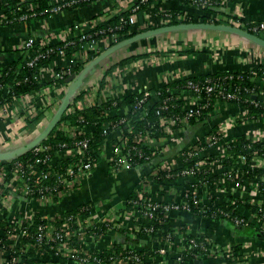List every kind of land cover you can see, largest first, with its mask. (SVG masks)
<instances>
[{
  "label": "crops",
  "instance_id": "1",
  "mask_svg": "<svg viewBox=\"0 0 264 264\" xmlns=\"http://www.w3.org/2000/svg\"><path fill=\"white\" fill-rule=\"evenodd\" d=\"M65 0H49L50 4H58ZM139 0H97L90 5L76 9H63L46 18L24 20L10 25H0V75L10 64L22 56V46L30 36L43 45L53 46L79 36L77 24L91 30L120 12L129 11ZM33 1L30 6H33ZM179 11L185 16H199L200 9L184 4L179 0H157L149 4L143 11L135 13L136 20L132 31L136 35L157 31L146 38H141L111 54L96 65L93 72H88L86 85L78 90L83 91L79 99L91 106L107 99V84L118 98L124 99L131 94L155 91L163 85L176 82L187 77H200L222 71H250L253 67L264 66V46H261L241 35L214 29H178L165 30L171 21L166 14ZM214 19H224L227 22L237 21L238 26L243 22L264 23V0H231L224 2L221 12ZM208 23V22H207ZM178 25V24H177ZM229 25V24H228ZM164 27V28H163ZM237 27V26H236ZM133 36V37H134ZM102 45L105 43L101 41ZM121 43V42H120ZM118 44V43H117ZM116 45V44H115ZM114 46V45H113ZM99 56V55H98ZM98 56H89L83 61L90 64ZM69 57L54 55L38 75L48 86L39 88L28 96L13 98V102L0 100V161L14 157L16 152L27 147L38 139L58 114L71 82H59L55 78L56 69L66 70L70 66ZM77 76V75H76ZM110 80V82H109ZM177 89H175L176 91ZM77 92V91H76ZM181 99L186 98L185 107L189 108V90L178 92ZM264 101V86L258 95ZM38 107L43 110L39 122L28 124V112ZM68 107L65 109V113ZM130 105H125L118 112L128 115ZM241 108L217 107L202 122L183 124L180 128H166V133L149 139L147 144L157 153L150 162L139 168L124 169L115 172L111 165L114 146L123 136L122 130L111 132L103 141L101 157L97 160L90 178L82 181L78 188L66 192L57 202L39 204L25 197L8 195L12 207L10 217L17 218L23 214L42 213L45 217L64 215L65 213L85 203L94 205L93 217L99 223L106 218L121 219L123 224L130 223L134 213L125 208L128 197L143 189V180L160 169H179L184 166L183 152L196 146L204 138L217 131L223 134V139L209 146L197 155L200 159L211 161L215 156L223 154V145L236 137L245 135L251 141L264 142V119L253 122H238ZM32 118V117H31ZM55 126H58V122ZM47 135L40 141L43 142ZM39 142V143H40ZM30 149V148H29ZM209 158V159H208ZM63 159L55 154L52 162L56 164ZM226 169L213 171L209 177L214 178V185L206 182L197 193L203 201L215 198L216 202L240 203L236 208L254 220L250 209L241 205L245 198L250 203L260 202L264 196L257 189V184L264 179L257 175L250 181V191H240L232 181L225 176ZM193 178H177L168 183L165 188H157L154 184L150 197L166 202L181 200L183 194L191 189ZM164 190V194L159 193ZM10 191V190H9ZM9 193V192H8ZM7 193V194H8ZM234 207V205H233ZM260 223V222H259ZM259 223L253 224L256 235L235 226L228 220H217L207 216H194L186 211H173L168 216V228L175 234V239L167 245L166 253L156 256L158 261L172 263L181 254L191 236H202L207 240L212 255H204L193 261V264H223L225 258L217 252L233 249L240 245L235 263L264 264V232L260 231ZM167 229L157 234L136 232L122 234L117 229H111L103 237L92 238L90 233H83L81 241L86 249L103 250L107 246L123 241L127 247L137 249L157 248L164 243ZM258 235V236H257ZM216 255V256H215ZM46 262L56 264H79L65 258L45 254L40 257ZM60 259V261H59ZM58 260V261H57Z\"/></svg>",
  "mask_w": 264,
  "mask_h": 264
},
{
  "label": "built area",
  "instance_id": "2",
  "mask_svg": "<svg viewBox=\"0 0 264 264\" xmlns=\"http://www.w3.org/2000/svg\"><path fill=\"white\" fill-rule=\"evenodd\" d=\"M141 3H145L148 0H140ZM189 1V5L195 6L198 9L204 10L205 8L216 9L217 0H185ZM62 1L61 3H63ZM222 5L227 0L221 1ZM60 4V3H58ZM221 5V7H222ZM33 8L32 6H30ZM140 8L139 4H135L131 9L133 12L137 11ZM62 10V5H57L54 7V12H60ZM2 10H0V13ZM167 18H172L170 13L166 14ZM213 17V16H212ZM136 16L135 14H131L129 17V22L133 26L135 24ZM77 30L79 31V36L81 39L86 38L87 40L81 44L80 57L84 60L89 56H98L106 51L108 48L117 44V36L115 34H108L107 36L103 35L102 38L97 39L94 38V35L89 33L91 30L95 29H85L82 25H76ZM262 29L264 27L262 26ZM98 31V30H97ZM97 33L104 34V31L99 30ZM105 43L102 45V42ZM54 46V45H53ZM34 47H37L38 52L34 54L31 50ZM45 48L44 51L40 49ZM22 51L25 52V56L30 58L28 61L29 66L36 65L37 61L40 58H46L53 53L56 52L55 55H63L64 50L59 49L55 51L52 46L43 45L41 42H37L36 38L30 36L26 39L22 46ZM40 51V52H39ZM87 65V64H86ZM71 74L70 71L64 70L62 72L56 73L55 78L59 82H64V87L66 84L65 75ZM71 76V75H70ZM187 77L186 79H189ZM84 80V84L86 85V80ZM110 82V80H109ZM89 81L87 82L86 87L88 86ZM12 84V83H11ZM82 85V87L84 86ZM81 87V88H82ZM10 84L6 86V92L9 91ZM113 87H110L107 84V99L105 101L99 102L98 104H102L108 100H113L114 103L117 102L118 95L112 90ZM188 88L190 93L191 101L189 108L185 107L186 116L181 120L178 116H174L171 119H166L165 117L161 118V125H165L166 128H174V124L178 121L184 122V124L189 123L191 117L195 115H199L202 109L207 108L209 105L211 98L210 95H215V106L219 105L217 103L220 97L222 98H234L238 99L236 93L228 92L226 84L224 82H213L212 79L208 78L205 81L204 85H200L193 80H188ZM173 92V93H172ZM172 94H175L176 91H172ZM204 92L206 93L204 95ZM14 93V92H13ZM83 91L77 90V92L71 97L68 105L67 112H71L74 114L77 110H81L86 107H90L89 104H84L81 99H79V95H82ZM178 94V93H177ZM14 99H17L18 96L13 95ZM177 98L181 97L179 94ZM148 97H141L136 106V118H144L148 116V108L146 106V101ZM186 100V98H185ZM168 100H165L162 105V109H168ZM97 105V104H96ZM219 107V106H218ZM241 108V107H239ZM115 112V111H113ZM112 112V113H113ZM110 113V115H113ZM247 113L244 109L241 108V117L238 122L243 121ZM125 116V115H123ZM79 120H82L79 117ZM134 120V119H133ZM133 120H127L126 118L120 119V124H126V128H119L117 130H122L123 136L117 142L113 149V158L111 160L112 168L115 172L124 170V169H132L139 168L134 165L131 160V151L135 148V146L128 145V139L125 138L126 132H131L133 127ZM243 123V122H241ZM58 129L65 132L68 137L74 140L72 146L69 147L67 143L62 145V148L69 147V150L63 151L61 149L59 154L62 158H70L74 159L68 165L65 171H61L57 169V163L54 164L52 162V157L46 156L44 158L36 157L33 160H23L20 156H15L11 158H6L0 161V224H4L3 227H0V264H27L25 259L22 257L23 253L29 252L30 249H33L37 253L38 259L45 254L57 256L60 258H65L69 260H73L75 262H80V264H102L103 258H100L99 253L106 252L108 249H112V253L109 255L108 263L115 264H193L188 256H191L188 252V244L190 243L193 255L197 258L204 255L211 256V249L207 240L202 236H191L189 237V242L184 247L181 254L177 256L176 259L171 263H163L162 261H158L156 256L163 255L166 253L167 245L172 243L173 234L168 232L166 236L163 238L164 243L157 248L148 249L144 254H141L142 250L132 247H127L123 244V251L117 252L115 249V244L111 246H107L103 250L99 249H86L84 248L81 235L85 232L90 233L89 230H93L94 228H98L101 224H106L111 229H127L135 231L136 233H149V234H157L159 231L155 233V227L153 220L159 219V215L163 217L169 216V214L173 211L181 212L186 211L191 213V205L189 204L190 194L189 191H193L194 193V204L195 207H199L203 213H207L209 211L210 200L203 201L200 198V195L197 193L196 182L197 180L194 176L199 172L201 167H208L210 172L219 171L220 169H226L225 176L229 181H232L235 186L240 191H250L251 184L250 179L248 183H243V174L245 170L248 169H261L264 171V155L258 152L256 145H251L249 147V151H251L253 155L252 164H246V157L243 152L238 153L235 161L232 165H225L221 157H225V155L233 156V152L230 150L229 143H225L223 145V154L215 156L211 161H207V159H200L197 157L198 153L203 149L217 145L222 139L223 134L221 132L216 131L215 133L209 134L206 138H204L201 142H199L196 146L188 148L183 152V156L186 158L193 159L197 163L189 167H182V170L179 173H173L171 169H160L152 174H159L161 171H168L167 178H193V183L191 185V189L186 191L181 200H174L170 202L152 199L150 197L152 186H154V182L148 178V176L143 180V189L137 191V198L127 199L125 203V208L130 213H134V218L129 220L130 223L123 224V221L120 219H111L106 218L99 221L95 220L92 213L94 209V205L89 203L88 206L83 207L81 212L75 215H64L54 216V217H45L42 213L36 212L39 214L40 219L44 223H40L38 225L36 233L30 234L29 227L33 226L36 222V214H23L19 215L17 218H11L12 207L8 202V195H12L13 197H25L27 200L32 202H38L39 204H49L57 202L66 192L71 189L78 188L82 181L86 178H90L93 174V168L95 164L93 161L92 154L90 152L91 148V136L89 133L92 132L93 126H80L76 124H72L69 119L63 120L58 123ZM116 131V130H114ZM113 131V132H114ZM110 135V133H109ZM107 135V137L109 136ZM106 137V138H107ZM149 139L145 136H140L136 139L137 142H147ZM264 143L262 141H255ZM40 142L38 145L33 147L34 153L48 152L51 149L50 145H42ZM209 159V158H208ZM150 162V161H149ZM148 163V162H147ZM5 164H10L12 166L11 170H8ZM45 165L46 168H40L39 165ZM176 170V169H175ZM209 172V173H210ZM241 173V178L239 176ZM209 177V176H208ZM201 182H204L203 185L208 182L207 178L202 179ZM166 185L161 183L157 186V188H165ZM257 189L260 190L261 194L264 196V179L261 180V183L257 184ZM10 190V191H9ZM9 192V193H8ZM8 193V194H7ZM244 201V202H242ZM248 201L243 198L241 200V205ZM249 202V201H248ZM240 203L233 202L234 209L238 207ZM250 210L252 215H255L254 220H250L254 223H259L260 231L264 232V198L255 203L252 201ZM257 205L258 210L254 211L253 206ZM245 206V205H244ZM247 207V206H246ZM248 210V207H247ZM238 211V210H237ZM239 212V211H238ZM242 213V212H241ZM227 215V213H225ZM211 218V217H210ZM59 220L61 224L55 223L56 220ZM214 219V218H213ZM163 223V219H161ZM235 226L245 227L248 225V217L242 213L241 218H234ZM109 230V231H110ZM162 231V230H161ZM92 238H100L103 235L96 236L95 233H90ZM26 236L27 239H24ZM28 236V237H27ZM203 238V241H198L196 238ZM29 238H34V242H31ZM118 244V242H117ZM94 250V252H93ZM198 251L201 254H198ZM97 251V252H95ZM225 252L232 253V250H226L222 252H217V255H221L222 259ZM216 256V255H215ZM234 264L237 261L236 257H232ZM45 264H56L52 261L46 262ZM107 264V263H105ZM205 264V263H201ZM223 264H229L226 262V259ZM237 264V263H235ZM239 264V263H238ZM246 264V263H240Z\"/></svg>",
  "mask_w": 264,
  "mask_h": 264
},
{
  "label": "trees",
  "instance_id": "3",
  "mask_svg": "<svg viewBox=\"0 0 264 264\" xmlns=\"http://www.w3.org/2000/svg\"><path fill=\"white\" fill-rule=\"evenodd\" d=\"M33 1V8L30 7V3ZM97 0H65L63 3L60 4H50L49 0H0V10L2 12L0 13V25H10L13 23H17L24 20H30L35 18H46L49 17L54 12V7L57 5H62L63 9H76L78 7H83L85 5H90L93 2ZM157 0H148L145 3H141L139 0L137 4L140 5V8L133 12L132 10L120 12L110 18L106 23L98 25L95 29L91 30L89 33L94 35V38L100 39L103 35L107 36L108 34H115L117 36V43L123 42L129 38H132L136 32L132 31V25L129 22V17L131 14H135L138 12L143 11L149 4H152L156 2ZM184 4H189V1L185 0H179ZM222 0H217V7L216 9L212 8H205L204 10L200 9L201 14L199 16H185L184 19H181L182 14L179 11H172L170 14L172 15L171 21L168 25H177V24H189V23H216V24H229L232 26L240 27L248 32H251L252 34H255L261 38H264V29H262V26L264 27V23L262 22H243L241 21V24L238 26L237 21L231 20L230 22H227L224 19H214L212 16H215V14H219L221 12V2ZM231 1V0H227ZM164 28V27H163ZM99 30L104 31V34L97 33ZM81 36H77L75 38H72L70 40L64 41L60 44L52 46L55 51L59 49L64 50V55L69 57L70 59V66L66 69L71 72V74L65 75L66 79L73 74H76L77 76L80 75L83 70L87 67L86 62L83 61V59L80 57V50H81V44L85 42L87 39H81ZM22 50V49H21ZM31 50L35 53L38 52L37 47H34ZM41 51H44L45 48L40 49ZM40 52V51H39ZM22 56L12 64L8 66V68L0 75V100L5 99V101L13 102V95H16L18 97L28 96L34 91H36L39 88H43L48 86V83H43L39 78L38 75L41 72V69L48 64L52 57L56 54L53 53V55L46 57V58H40L36 65L29 66L28 61L30 58L25 56V52L22 51ZM64 69H56V73L62 72ZM210 78L213 80V82H224L226 84V87L228 89V92L236 93L238 96V99L234 98H222L220 97L217 101L219 102V107L223 108H231V107H241L244 109V111L247 113L243 121L240 122H253L257 121L259 119H264V101H260L258 98L259 93L261 92V89L264 86V66H256L253 67L250 71H220L213 74H207L200 77H190L189 79H181L173 83H169L166 85L161 86L160 88L156 89L155 91H146L141 92L137 94H131L124 99H118L116 103H114L113 100H108L102 104L93 105L90 107L83 108L81 110H77L72 114L71 112H63L58 119V123L69 119L72 124L80 125V126H93L92 132L89 133V136H91V148L90 152L92 154V157L94 159V163L97 162V160L101 157L102 153V147H103V141L106 139L107 135L109 133L113 132L114 130H117L119 128L125 129L126 124H120L119 121L122 118H126L127 120H133V127L131 132H126L125 138L128 139V145L129 146H135L134 149L131 151L130 160L131 162L141 167L142 165L146 164L150 160H152L154 157H156L157 153L151 149V147L147 144V142H137L136 139L140 136H145L148 139L156 138L159 135H163L166 133V126L161 125V118L165 117L166 119H171L174 116H178L181 120H184L183 118L186 116L185 111V99L177 98V93L179 91H185L189 90L188 88V80H193L194 82L199 83L201 86L205 84V81ZM12 83V84H11ZM10 84L9 91L6 92V86ZM175 94H172L173 90L175 91ZM14 92V93H13ZM172 92V93H171ZM206 93L204 92V95ZM147 96L148 99L146 101V106L148 108V116L144 118H136V109L135 106L138 102V100L143 97ZM215 95H210L211 101L207 108L202 109L201 113L199 115H195L190 118L189 123L191 124H197L202 122L207 117H210V113L213 112V110L216 108L215 106ZM165 100H168V109H162L163 102ZM70 101V100H69ZM65 105L63 102L61 108ZM69 105V103H68ZM67 105V107H68ZM125 105H130L131 111L128 115H120L119 113L110 115L113 111L118 112L122 107ZM217 106V107H218ZM60 108V110H61ZM35 116L32 115L31 110L28 112L27 115L28 118L26 120L28 121V124L34 125L35 123L39 122L43 115V110L39 109L38 107H34L33 109ZM32 117V118H31ZM79 117L82 118V120H79ZM184 122L178 121L174 124V129L180 128ZM217 131V128L215 127L213 129L212 133H215ZM64 143H67L70 146L73 145L74 140L65 134V132L58 129L57 126H54L51 131L47 134V137L44 139V141L41 143L42 145H50L51 149L48 152H41V153H34L33 148H30L26 150L23 153H20L19 151L16 152L18 156L21 157L23 160H33L36 157L44 158L46 156H54L55 154L59 153L61 149L63 151H68L69 147L62 148V145ZM251 145H256L258 152L262 153L264 155V143L260 142H253L247 136L242 135L239 137H236L233 139L230 143V150L233 152V156L225 155V157H221L223 160V163L225 165H232L235 161V158L237 157L238 153L243 152L246 157V164L251 165L253 155L251 151H249V147ZM17 156V155H16ZM15 157V156H14ZM215 158V157H214ZM213 158V159H214ZM76 159V158H74ZM70 158H63L60 159L57 162V169L61 171H65L68 165L71 163L72 160ZM184 159V167L191 168L194 166L197 162L193 159L186 158V156H183ZM8 170H11L12 166L10 164H5ZM40 168H46L45 165H39ZM182 170V168L173 170V173H179ZM209 168L201 167L199 169V172L194 176V178L197 180L196 188H200L203 186L204 182H201L202 179L207 178L210 186L214 185L215 179L208 177L209 176ZM168 171H161L159 174H150L148 175V178L152 180V182L156 184L164 183V185H167L170 182H173V180L177 179L174 178H167ZM262 175L264 177V171L261 169H246L243 174V183H248L250 179H254L257 175ZM239 176L241 178V173H239ZM159 193L164 194V190L160 191ZM194 192L189 191L190 199L189 204L191 205V213L194 216H207L211 217L217 220H228L232 224H234V218H241L242 213L234 209L233 205L230 202H216L215 198L211 199L210 205H209V211L207 213H203L199 207H195L194 204ZM137 198V192L132 193L128 199H134ZM243 200V199H241ZM239 200V201H241ZM244 202V201H242ZM89 203L82 204L81 206L67 212V215H75L81 210H83V207L88 206ZM245 206H247L249 209L251 207L250 202L246 201L244 203ZM253 210H258V206H253ZM227 213V215L225 214ZM36 222L33 226L29 227V233L33 234L36 233L38 225L42 222L40 219L39 214H36ZM161 219H163V223L161 222ZM154 227H155V233L157 231L165 230L168 228V217H163L159 215V219L153 220ZM57 224H61V222L57 219ZM4 224H0V227H3ZM235 225V224H234ZM239 228H242L243 230L248 231V233L252 235L258 234V232L253 231V224L252 221L248 218V225L245 227L238 226ZM110 230V227H108L106 224H101L100 227L94 228L93 230H89L90 233H95L96 236L103 235L105 233H108ZM168 232L172 233L174 236L171 240L175 239V234L171 229H167ZM122 234L127 233H133L135 231L127 230L124 228L118 229ZM142 233H137V235H140ZM167 233L164 234V237ZM258 236V235H257ZM28 237V236H27ZM194 237V236H193ZM24 239H27L26 236ZM31 242H34V238H29ZM198 241H203V238L197 237ZM189 242V240H188ZM123 245L122 242H118V244H115V249L117 252L123 251ZM241 247L240 245L233 246L232 253L225 252L224 258L226 259V262L231 264L233 262L232 257H237V253L240 251ZM147 250L144 249L141 254H144ZM94 252V250H93ZM97 252V251H95ZM188 252L192 256L193 261L196 259L193 255L192 248L190 243L188 244ZM198 254L201 252L198 251ZM112 253L111 250H107L106 252L99 253L100 258H103L102 264H112L108 263L109 255ZM37 253L30 249L29 252L23 253L22 257L25 259V262L27 264H45L46 261L38 259ZM60 258V257H58ZM58 261V260H57ZM60 261V259H59ZM78 262V261H77ZM24 262H21L23 264ZM80 264V262H78ZM115 264V263H113ZM131 264H134L132 262Z\"/></svg>",
  "mask_w": 264,
  "mask_h": 264
},
{
  "label": "water",
  "instance_id": "4",
  "mask_svg": "<svg viewBox=\"0 0 264 264\" xmlns=\"http://www.w3.org/2000/svg\"><path fill=\"white\" fill-rule=\"evenodd\" d=\"M196 28L197 29L222 30V31H226V32L235 33V34L241 35V36H243V37H245V38L261 45V46H264V38H261L255 34H252L251 32H248V31H246L240 27H235V26L228 25V24L198 23L197 22V23H189V24L171 25V26L166 27L165 30L173 31V30H178V29H196ZM155 32H157V31H150V32H147L145 34L136 35L132 38H129V39H127L121 43H118V44L108 48L106 51H104L102 54H100L95 60H93L90 64H88L87 67L83 70V72L80 75L76 76V74H73V75L69 76L66 79V82H71V84L69 86V89L67 90L66 97L64 99L65 105L61 108V110H59L54 121L49 125V127L45 130V132L38 139H36L33 142H31L30 144H28L26 148L20 150L19 152L23 153L26 150H28L29 148L35 147L51 131V129L57 124L59 116L65 111L71 97L84 84V80H85L86 76L88 75V72H90V73L93 72L96 68V65L99 62L103 61L105 58H107L111 54L115 53L116 51L122 49L126 45L131 44L138 39L146 38L152 34H155ZM16 155H18V154H16ZM2 157H4V156L0 155V158H2Z\"/></svg>",
  "mask_w": 264,
  "mask_h": 264
},
{
  "label": "rangeland",
  "instance_id": "5",
  "mask_svg": "<svg viewBox=\"0 0 264 264\" xmlns=\"http://www.w3.org/2000/svg\"><path fill=\"white\" fill-rule=\"evenodd\" d=\"M105 235V234H104ZM70 261H73V260H70Z\"/></svg>",
  "mask_w": 264,
  "mask_h": 264
}]
</instances>
